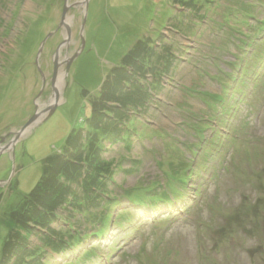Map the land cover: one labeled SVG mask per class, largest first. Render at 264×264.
Here are the masks:
<instances>
[{"label":"rangeland","instance_id":"1","mask_svg":"<svg viewBox=\"0 0 264 264\" xmlns=\"http://www.w3.org/2000/svg\"><path fill=\"white\" fill-rule=\"evenodd\" d=\"M77 1L0 0V148L36 106L54 102L57 51L60 63L54 114L18 142L14 160L0 155V181L7 182L0 184V261L11 232L25 230L27 218L13 211L54 171L66 138L86 129L110 69L144 41L148 59L131 74L151 96L128 111L125 126L135 133L110 145L93 132L86 165L66 163L52 178V186L76 192L97 156L94 162L112 168L101 178L112 202L72 215L69 205L57 208L49 224L32 227L26 251L38 247L43 264H264V0H89L84 45L67 74L74 56L67 48L74 49L82 18ZM65 4L67 43L60 27ZM94 141L103 150L98 155L89 148ZM25 208L33 214L32 204L19 212ZM105 211L99 223L88 222ZM45 227L67 232L73 248L50 249Z\"/></svg>","mask_w":264,"mask_h":264},{"label":"trees","instance_id":"2","mask_svg":"<svg viewBox=\"0 0 264 264\" xmlns=\"http://www.w3.org/2000/svg\"><path fill=\"white\" fill-rule=\"evenodd\" d=\"M187 5H189V7L192 6L191 3ZM196 9L199 10L198 8ZM147 47L144 41H137L136 45H134L127 55L123 57L121 65L110 69L98 90L97 98L91 103V117L87 120L86 129L80 128L77 131L74 130V132L66 138L65 142H67V144L64 151L65 153L56 159L55 167L52 168L54 171L50 173L47 170L30 193L23 198V204L21 203L18 210L13 211V216L19 215L22 218H32L34 226H29L30 224L27 226L26 223H29V221L26 222V219V231L23 230V232H26L25 236L22 235V230L18 231L16 234L13 231L11 232L8 238L9 240L2 250L0 264H14V261L20 257L18 263L30 258L31 262H29V264H43L41 259L38 260L36 255L39 248L37 247L26 251L25 241H28L32 233V227L35 228V225L46 226V224L52 221L55 216L52 217L51 214L55 213L57 208L69 205L72 208H70L71 213H69V211L67 212L69 215H72L73 213L81 214L83 210L86 212L97 211L103 204H110L112 202L111 200L109 202L106 201L107 199H111V197L104 193L103 189L106 186H101L103 182H106V180H101V178L108 179L109 175H113L112 168L103 167L102 163L98 162V160L94 162L98 159L97 156L91 158L93 162L92 164L88 162L89 171L82 175L85 178L83 182L87 183L86 186L76 192H74V188H72V190L71 188L68 189L66 186H52L54 185L52 178L57 180V176L65 169L66 163H74V167L79 170L82 168V165H86L85 162H83V157L85 156L84 146L87 144V140L91 138L93 132L97 135H101L103 141L110 145H116L119 141H123V136L135 133L131 132V130L125 126L126 121L129 122L130 119L128 111L130 107L134 109L143 108L151 95L150 92H145L143 88H141L142 85L141 87L139 86V81H136L135 75L131 74V72L134 71L135 73L137 66L144 65L142 62L148 59L149 48ZM132 79H134V82H132ZM131 83L133 84L131 90L124 91ZM136 91H139L140 95H138ZM103 124H106V127L101 128ZM197 133H199V131ZM96 134L92 137H98ZM196 136L199 137V135ZM98 141L101 142V139H98ZM90 144L89 148L93 154L98 155L103 151L99 145L97 146V141L91 142ZM86 160H88L87 157H85V161ZM106 168L108 169L106 170ZM74 171H76V169H74ZM101 171H105L107 175H109L105 178L103 174H101ZM79 176H81V174H79ZM74 179H76L75 175ZM98 185L99 188L96 189ZM70 194H72V197L69 196ZM25 203L27 206L32 204L34 208L33 214L29 208H25L23 212H19L20 208L25 205ZM93 214L95 218H89L90 221L88 220V222L95 224L102 220L101 217H108L109 212L105 211L97 215L94 212ZM122 218H125V215ZM21 240L24 242H21ZM43 243L50 249L53 248L59 252L66 251L68 249L67 246L73 248V245L71 246L70 244L71 240H69L67 232L64 233L62 230L56 231L51 227L47 228V233L43 237ZM15 251H17L19 255H12ZM25 256L27 258H25Z\"/></svg>","mask_w":264,"mask_h":264},{"label":"water","instance_id":"3","mask_svg":"<svg viewBox=\"0 0 264 264\" xmlns=\"http://www.w3.org/2000/svg\"><path fill=\"white\" fill-rule=\"evenodd\" d=\"M88 2H89V0H78L76 3H74V10L76 12L79 11L78 8L83 10V11H81V13H79V15L82 16L80 30H79V35L82 38L81 39L82 47L84 45V41H83V37H82L83 36V30H84L83 26H84L85 19H86V10H87V6H88ZM66 11H67V7L65 4L63 14H62V18H61V23H60V27L63 26L67 30L66 31L67 36H66V39L64 40L65 43H67L70 40V36H71L69 26H67L64 23ZM62 45L63 44H60V46H62ZM81 51H82V49H81ZM81 51H80V53H81ZM41 52H42V49L40 48L38 57H39ZM80 53L75 54L72 58L69 59L67 65H66V70H65L67 74H68L70 65L79 56ZM38 57H37V60H38ZM58 57H59V51L56 52L55 57L53 59L54 71L52 74V87L51 88L55 94L53 96V99H52L54 102H51V104L49 106H47L45 109L40 110V111H39L38 106H36L35 107L36 110H35L34 115L24 124V126L18 132L12 133L9 145H7L3 148H0V155L10 153L12 160H14V150H15V146L18 144V142H20V140L23 139L31 130H33L34 128H36L40 124L44 123L45 121H47L54 114L56 108L59 105V98H60L57 87L55 86V85L59 84L58 79H60V77L59 78L57 77L58 70L60 67V63H58ZM56 78H57V80H56ZM1 183L6 184L7 182H1L0 181V184ZM0 187H1V185H0Z\"/></svg>","mask_w":264,"mask_h":264},{"label":"flooded vegetation","instance_id":"4","mask_svg":"<svg viewBox=\"0 0 264 264\" xmlns=\"http://www.w3.org/2000/svg\"><path fill=\"white\" fill-rule=\"evenodd\" d=\"M77 14L79 15V12H77ZM78 21H79V19L74 17V26H75L76 23H78ZM79 30H80V26H79ZM79 30H78V32L76 30L74 31V43H73L74 46L72 45L74 49H71V47H68L67 48L68 49V51H67L68 54L70 53V51H74V55H75L77 53H80V51L82 49V41L79 39V37H81L79 35ZM58 32L60 33V30H58ZM58 45L60 46V44H57L56 46H53L51 52H53V48L59 47ZM52 55H53V53H52ZM49 60H50V57H49ZM43 87H44V84H42L41 88H40V91L42 92L41 95H40V98H39L40 100L46 98V95L44 94V90H43L44 88Z\"/></svg>","mask_w":264,"mask_h":264}]
</instances>
